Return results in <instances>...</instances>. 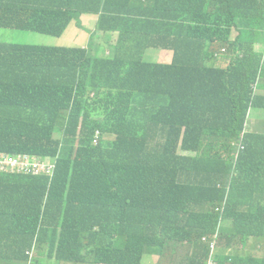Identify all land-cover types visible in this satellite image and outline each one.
Listing matches in <instances>:
<instances>
[{
	"label": "trees",
	"instance_id": "16d2710c",
	"mask_svg": "<svg viewBox=\"0 0 264 264\" xmlns=\"http://www.w3.org/2000/svg\"><path fill=\"white\" fill-rule=\"evenodd\" d=\"M88 13L84 46L0 42V164H56L0 172V264H204L214 240L212 264H264L238 248L264 240V136L223 107L264 103V0H0V29L61 38ZM219 43L237 62L226 93L141 51Z\"/></svg>",
	"mask_w": 264,
	"mask_h": 264
},
{
	"label": "rangeland",
	"instance_id": "374dc122",
	"mask_svg": "<svg viewBox=\"0 0 264 264\" xmlns=\"http://www.w3.org/2000/svg\"><path fill=\"white\" fill-rule=\"evenodd\" d=\"M95 19L96 14L88 13L81 15L80 19L75 20L61 38L16 29H0V42L48 47L84 46L87 45L91 39L89 40L90 36L86 31L79 28L84 27L89 30H96L97 28H95L94 25ZM236 35L237 34H234L233 37L235 38ZM111 36L113 40L114 35L111 34ZM140 39L145 45H156L159 47L160 37L157 34H143ZM104 40H107V37H104ZM228 46L229 44H216V46H211L208 49V54H199L192 44H178L176 47L170 49L147 48L146 50L141 49V51L147 52L145 54V60L147 62L154 63L158 70H167L168 72L169 68L175 63V59L177 58L185 70L186 78L194 84L195 94H202L214 88H219L223 93H226L229 87L233 85L231 70L237 63L235 61L236 58L233 50L227 49ZM254 48L257 53L260 52L261 47H259V44L256 46L254 45ZM182 66L178 64L177 75L172 79V84L181 91L191 93V86L182 78ZM255 92L259 96L264 97V90L255 87ZM192 104L197 105V103ZM223 107L230 113L240 115L245 121L249 133L255 136H264V103L246 109L234 103H226ZM210 125L215 127L213 133L222 130L224 127L209 122L207 123L206 128ZM34 161L36 160L30 159V163ZM205 242L209 243V237L207 235L205 236ZM219 245V241L218 244L215 240L211 242L213 253L216 254V252H218ZM238 245V248L243 250L246 254L254 253V255L258 257H264V240L259 248H257L255 243H252L251 241L247 243L245 242V244L238 243ZM194 255L195 253H192L191 256L193 257ZM202 257L201 254L196 255L194 257L195 262H201L200 260ZM151 259L152 264H156L160 257ZM145 260L146 257L144 262ZM62 264L77 263L64 262Z\"/></svg>",
	"mask_w": 264,
	"mask_h": 264
},
{
	"label": "built area",
	"instance_id": "2783aa9c",
	"mask_svg": "<svg viewBox=\"0 0 264 264\" xmlns=\"http://www.w3.org/2000/svg\"><path fill=\"white\" fill-rule=\"evenodd\" d=\"M98 140H99V136L96 135L95 142L97 143ZM31 166H33L35 172L44 171L47 173H51L53 168L52 166L47 167L46 165L41 163L30 165L28 161L24 162L23 158L18 157L8 160L6 164H0V172H16V171L20 172L24 170L29 171V169H31ZM207 264H212V260H210V262Z\"/></svg>",
	"mask_w": 264,
	"mask_h": 264
},
{
	"label": "clouds",
	"instance_id": "9594fccd",
	"mask_svg": "<svg viewBox=\"0 0 264 264\" xmlns=\"http://www.w3.org/2000/svg\"><path fill=\"white\" fill-rule=\"evenodd\" d=\"M19 157L23 158V159H24V162H27V160H26L27 157H26V156H19ZM15 158H18V157H15ZM45 162H48V163H45ZM41 164H44V165H46L47 167L52 166L53 168H52L51 173H47V172H44V171L35 172L33 166H31V169H29V171H30L33 175H37V176H47V177H49L50 179H52L53 174H54V171H55V168H56V164H55L54 162H52L49 158H47V159H42ZM17 172H19V171H16V172H3V173H17ZM203 242H205V237H203V238L201 239V243H203ZM184 245H186V246L188 247V251H189L190 247L188 246L187 242H185ZM146 250H150V249H146ZM192 250H193V247H191V251H192ZM150 251H151V250H150ZM145 253H146L147 255H150V256H151L152 258H154V259H156L157 256L160 257L158 254H153L152 251H151V252L145 251ZM213 255H214V253H213L212 248H211V252H210L209 256L206 258L204 264L209 263L210 260H211V258L213 257Z\"/></svg>",
	"mask_w": 264,
	"mask_h": 264
},
{
	"label": "crops",
	"instance_id": "0c3cea01",
	"mask_svg": "<svg viewBox=\"0 0 264 264\" xmlns=\"http://www.w3.org/2000/svg\"><path fill=\"white\" fill-rule=\"evenodd\" d=\"M238 34V33H237ZM237 36V35H236ZM156 258H158V256L156 257Z\"/></svg>",
	"mask_w": 264,
	"mask_h": 264
}]
</instances>
